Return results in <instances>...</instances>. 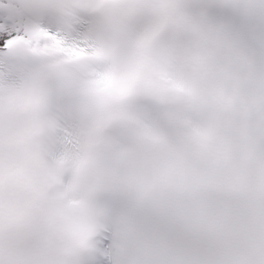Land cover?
I'll use <instances>...</instances> for the list:
<instances>
[{
    "label": "snow or ice",
    "instance_id": "obj_1",
    "mask_svg": "<svg viewBox=\"0 0 264 264\" xmlns=\"http://www.w3.org/2000/svg\"><path fill=\"white\" fill-rule=\"evenodd\" d=\"M0 264H264V0H0Z\"/></svg>",
    "mask_w": 264,
    "mask_h": 264
}]
</instances>
